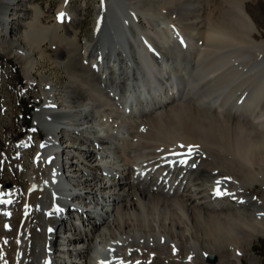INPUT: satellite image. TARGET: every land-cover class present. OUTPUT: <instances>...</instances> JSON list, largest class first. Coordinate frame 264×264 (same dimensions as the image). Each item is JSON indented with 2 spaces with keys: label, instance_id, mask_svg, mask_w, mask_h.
<instances>
[{
  "label": "bare ground",
  "instance_id": "1",
  "mask_svg": "<svg viewBox=\"0 0 264 264\" xmlns=\"http://www.w3.org/2000/svg\"><path fill=\"white\" fill-rule=\"evenodd\" d=\"M71 1L57 7L58 27L41 28L34 0H0V119L13 77L1 54L44 99L11 156L29 182L12 245L5 230L23 183L0 185V264H48L53 229L71 222L62 204L71 185L86 207L97 201L98 214L67 234L65 264H100L98 254L116 264H259L249 253L264 238V194L243 188L259 184L264 193V41L253 38L248 0H99L79 62L81 14ZM41 40L67 78L61 91L56 76L35 78L37 62H51ZM12 93L13 101L22 95Z\"/></svg>",
  "mask_w": 264,
  "mask_h": 264
},
{
  "label": "rangeland",
  "instance_id": "2",
  "mask_svg": "<svg viewBox=\"0 0 264 264\" xmlns=\"http://www.w3.org/2000/svg\"><path fill=\"white\" fill-rule=\"evenodd\" d=\"M34 2H35L34 6L37 7L38 9H41V11L43 12V14L39 18L40 22H38V23L41 25L39 27H41V28H44V27L55 28V27H58L60 25V23L58 21H56L55 14H56L57 7L59 6V4L62 3V0H34ZM158 3H162V2H158ZM98 4H99L98 0H72L71 1V7H70L71 12H73L74 10H78V13L81 14V16L78 17L79 24L81 26L80 32L77 33L76 40H75L76 44L74 43V45H73L74 50L77 52V55L81 54L80 58H77V56H76L75 59L77 62L82 60V56H83L82 54L84 51L83 50L84 43L87 40L89 34L92 32V28L94 27L96 8H97ZM159 5H160V6H158L159 12L163 11L162 13H164V14L166 13L167 15H169L168 9L166 8L167 6L166 5L162 6L161 4H159ZM45 7L49 8L48 11H46ZM162 7H165V8H162ZM246 10L256 25V31L253 34L254 40H256L257 42L264 41V0H248L246 2ZM81 12H83V13H81ZM168 19H169V17H168ZM170 20L172 21L173 24L174 23L176 24V22L178 23V18L175 15H172V17H170ZM29 29L30 28L24 27V28H22V31L25 34L27 32L28 33V34H26L27 36L34 34L33 33L34 28L30 29V32L28 31ZM60 29L61 30L58 31L60 35H62V33H65L64 32L65 30H66V32L68 30V28L65 30L62 28H60ZM48 33H50V35H51V32H48ZM35 40L38 41L39 39L35 38ZM41 41L42 42L39 41L37 43V45H38L39 49L42 50L44 53L51 55V58L49 59L51 62L46 61V60L38 61L39 63L37 62L36 68H35V72H36L35 78L39 79L40 74H42L44 76L54 75L57 78V86L59 87V91H61L63 86H64L63 82L65 80H67V78L61 72L60 69L53 67L52 60L55 61L54 59L56 57L52 56V50L53 49L49 45L50 40L49 41L48 40H46V41L41 40ZM68 50H70V49H68ZM2 59L4 61L6 59V62L9 60L8 61V64H10L9 69L13 73V77H12L11 81H9L10 84H8V92H7V103H8V99H9V102L11 100L13 101L12 89L14 91V87H17L18 90H21V89H26L27 85H26L25 79L23 77L22 67L17 64L16 60L13 58H8L7 56H2ZM9 80H10V78H9ZM27 97H28V99H27ZM41 97L42 96L40 95V89L38 86L33 88V89L31 88V90L30 89L25 90V94H23V99L17 98V99H15V101H13L14 105L17 104V101L20 104L18 110L17 109L10 110L9 112L6 113V115L4 117H2L0 119L1 120L0 121V137H1V135H3L0 138V150H1L0 151V163H1L0 164V185L2 186L5 183H7V185L10 186V182H12L13 184H16V183L20 184L21 182L23 183L22 196H21L17 206L13 209L12 214H11V218L9 219L8 229L5 230V236L4 237H5V239H7L6 242L11 244V245L14 244V242L18 239L19 234L22 231V225L21 224L23 221V218H22L23 215H21V214H24L25 208L27 207L26 205H28L27 201H28V194H29L28 193L29 182H27L26 177H24L23 175L20 176L18 174L16 167H15L16 162L12 160L11 156L17 152V150L15 148V143L19 139H21L23 136H25L28 131L34 129L33 113L37 108H41V105L44 101V99L42 100ZM191 107H194V106H191ZM193 109H195L199 113H201L200 111H202V113H204V114H208V115L212 114L211 112L205 111L204 108L194 107ZM212 115H214V114H212ZM223 117L225 119H227L226 115H222L221 118H223ZM133 125L135 127L137 124H133ZM139 126H140L139 128H141L143 125L139 124ZM137 127L135 128L133 133L136 132ZM260 134L263 135V133H260ZM39 135H41V138L44 137L43 132L39 131ZM11 137H14L15 141H14V139H11ZM133 140L134 139H132V141ZM13 146H14V148H13ZM198 147L199 146L195 147L192 145L191 151L197 150ZM136 150H137V143L131 142V146L128 147V149H127V157L129 159H132L133 161L138 160L139 156H137ZM7 154L9 156H7ZM31 155H33V154H31ZM129 155H131V156H129ZM6 156L9 159H6L5 158ZM31 157L32 156H30V161H31ZM231 160L232 159H226V161H228V162H231ZM233 160H234V163L236 164V165L234 164L233 167L236 171L239 172L240 168H237L239 166V164H237L238 160H236V159H233ZM235 166H237V167H235ZM240 167H242V166L240 165ZM236 178L239 179L240 174H238ZM23 180H24V182H23ZM14 181H16V183ZM228 189L231 190L233 188H228ZM243 191L245 193H248L249 195L256 197V198H262V196L264 194L262 192V188L259 184H255V186L253 188H251L249 186H244ZM19 221H20V225H19ZM9 228H10V230H9ZM80 231H82V229ZM13 233H14V235L16 234L14 237H13ZM8 236H10V237H8ZM13 238H15L16 240ZM2 255L4 256L7 254H6V252H4V253H2ZM249 256H251V257L256 256L257 260L259 261V264H264V238L260 237L258 241L254 242V249H253V251H251L249 253ZM243 260H244V264H246L245 257H243ZM236 263L237 262H231L230 264H236Z\"/></svg>",
  "mask_w": 264,
  "mask_h": 264
},
{
  "label": "snow or ice",
  "instance_id": "3",
  "mask_svg": "<svg viewBox=\"0 0 264 264\" xmlns=\"http://www.w3.org/2000/svg\"><path fill=\"white\" fill-rule=\"evenodd\" d=\"M61 16H63V14H61ZM182 147H183V146H182ZM191 150H192L191 147H189V153H191ZM180 163L187 164V160H182V161H180ZM191 166H192V167H195V163H193ZM217 183L219 184L220 182L217 181ZM215 194H216L217 196H219V195H224V194H226V193H222L219 189H217ZM262 215H264V214H262ZM100 264H107V262H105V261H101Z\"/></svg>",
  "mask_w": 264,
  "mask_h": 264
},
{
  "label": "built area",
  "instance_id": "4",
  "mask_svg": "<svg viewBox=\"0 0 264 264\" xmlns=\"http://www.w3.org/2000/svg\"><path fill=\"white\" fill-rule=\"evenodd\" d=\"M4 89H6L7 92H8V89H7V88L4 87ZM8 97H9V96H8ZM20 98H23V95H20ZM19 106H20V104H19L18 102H17L16 105H14L13 101L11 100V101L9 102V99H8V106H7V110H6L5 112L7 113V112H9L10 110H14V109H17V110H18Z\"/></svg>",
  "mask_w": 264,
  "mask_h": 264
}]
</instances>
